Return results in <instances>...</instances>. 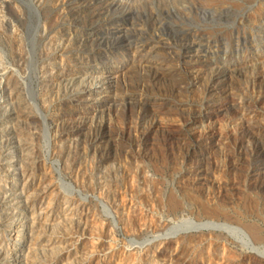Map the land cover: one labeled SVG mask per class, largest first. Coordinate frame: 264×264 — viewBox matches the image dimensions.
I'll return each instance as SVG.
<instances>
[{"label":"rangeland","instance_id":"rangeland-1","mask_svg":"<svg viewBox=\"0 0 264 264\" xmlns=\"http://www.w3.org/2000/svg\"><path fill=\"white\" fill-rule=\"evenodd\" d=\"M0 264H264V0H0Z\"/></svg>","mask_w":264,"mask_h":264},{"label":"bare ground","instance_id":"bare-ground-1","mask_svg":"<svg viewBox=\"0 0 264 264\" xmlns=\"http://www.w3.org/2000/svg\"><path fill=\"white\" fill-rule=\"evenodd\" d=\"M247 227V226H246ZM257 238L254 237V240L256 241Z\"/></svg>","mask_w":264,"mask_h":264}]
</instances>
